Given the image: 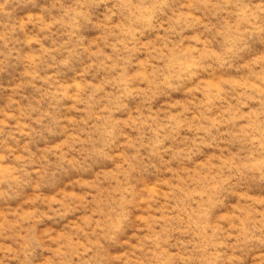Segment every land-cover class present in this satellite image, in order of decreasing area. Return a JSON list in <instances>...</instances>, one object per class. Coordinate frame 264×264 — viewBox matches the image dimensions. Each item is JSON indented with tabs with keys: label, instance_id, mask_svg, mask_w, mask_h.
<instances>
[{
	"label": "rangeland",
	"instance_id": "374dc122",
	"mask_svg": "<svg viewBox=\"0 0 264 264\" xmlns=\"http://www.w3.org/2000/svg\"><path fill=\"white\" fill-rule=\"evenodd\" d=\"M126 3L0 0V264H264V0Z\"/></svg>",
	"mask_w": 264,
	"mask_h": 264
},
{
	"label": "clouds",
	"instance_id": "9594fccd",
	"mask_svg": "<svg viewBox=\"0 0 264 264\" xmlns=\"http://www.w3.org/2000/svg\"><path fill=\"white\" fill-rule=\"evenodd\" d=\"M111 2V8L109 9V12L112 13H119L121 10H124L126 8H129L130 6L127 5L126 0H110ZM85 7V5H84ZM69 95H71V92H69ZM91 125L88 127L90 128ZM88 131L85 129V133ZM81 138L85 139V143L79 145V147L82 149L80 155L82 159L78 160L79 162L83 163L84 161L91 159V158H99L95 152L94 149L102 150L106 152L107 147L103 145V137L100 136L98 133L93 132L90 137V142L88 137L85 134H81ZM14 191V185H10L9 188L6 190V195H12ZM20 241L18 251L15 252V255H22L24 256V261L21 262V264H25L26 258L31 254V249L33 244H36L39 246L40 244L44 243L43 238L39 239L38 243H34L30 237L27 235L19 236L18 239ZM13 251V250H12Z\"/></svg>",
	"mask_w": 264,
	"mask_h": 264
}]
</instances>
